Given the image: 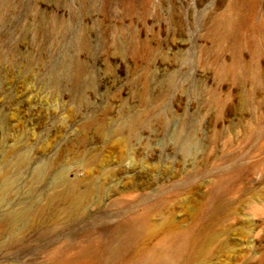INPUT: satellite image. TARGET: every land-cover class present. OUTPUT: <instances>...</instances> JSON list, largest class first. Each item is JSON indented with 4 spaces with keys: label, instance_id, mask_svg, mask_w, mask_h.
<instances>
[{
    "label": "rangeland",
    "instance_id": "obj_1",
    "mask_svg": "<svg viewBox=\"0 0 264 264\" xmlns=\"http://www.w3.org/2000/svg\"><path fill=\"white\" fill-rule=\"evenodd\" d=\"M229 1L0 0V165L28 150L25 176L49 159L50 171L91 188L71 216L56 199L21 235L0 224V264H37L55 248L76 264L86 235L103 239L143 211L151 232L118 260L104 262L101 249L95 264H135L172 234L188 240L181 264H264V0L249 7L252 31L236 54L206 34ZM76 63L94 80L82 102L67 80L49 83ZM222 64L247 75H219ZM147 108L148 125L112 133L123 109ZM185 130L187 149L173 139Z\"/></svg>",
    "mask_w": 264,
    "mask_h": 264
},
{
    "label": "bare ground",
    "instance_id": "obj_2",
    "mask_svg": "<svg viewBox=\"0 0 264 264\" xmlns=\"http://www.w3.org/2000/svg\"><path fill=\"white\" fill-rule=\"evenodd\" d=\"M252 3L253 0L229 1L223 15L215 18L206 30V34L212 38L213 48H220L225 44L232 49L233 54L237 53L239 38L242 36L243 30H251L253 26L248 11ZM133 4L134 0H126L128 9H132ZM80 45L83 50L91 49L85 37L81 38ZM117 47L120 48V45ZM138 47L139 43L134 38L125 46L133 53L139 49ZM210 55L207 50L201 51L200 63H206L211 57ZM55 71L52 72L49 83L54 87H60L63 80H67L66 82L70 84L71 88L70 97L77 102L84 101L83 88L92 86L94 83L90 75L82 77L86 71L88 74L89 68L76 63L71 74L61 72L64 74V79L57 76ZM218 73L219 75H231L234 79H238L247 75V69L236 64H222ZM148 103H151L150 100ZM150 111L151 109L147 108L141 114L123 109L119 122L116 121L111 126L112 133H133L138 125H148ZM183 133L184 136L180 133L173 139L185 142L184 147L187 149L191 143L190 136L187 130ZM30 160L28 150L21 152L14 150L13 157L3 159V164L0 165V203L10 194H14V192L18 194L16 200L8 208L0 211V224L6 226L7 231H10L14 236L21 235L33 223L35 217L43 213L56 199L65 201L63 213L66 216H71L80 207L82 200L89 195L91 189L90 186H87L85 189L79 190L77 182L67 180L62 170L50 171L51 160L49 159H35L25 176L23 168ZM219 207V202L213 203L212 211ZM151 230L149 212L143 211L123 219L108 231L103 239L92 234L86 235L76 243L78 255L82 259L76 264H95L101 249L106 252L104 262L118 260L127 248L147 236ZM187 247L188 240L184 234H172L163 240L156 252L148 254L135 264H181L182 254ZM75 262L77 259L67 257L64 248H55L46 251L44 259L37 264H75Z\"/></svg>",
    "mask_w": 264,
    "mask_h": 264
}]
</instances>
